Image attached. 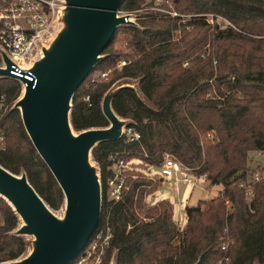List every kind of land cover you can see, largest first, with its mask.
I'll use <instances>...</instances> for the list:
<instances>
[{"label":"trees","instance_id":"1","mask_svg":"<svg viewBox=\"0 0 264 264\" xmlns=\"http://www.w3.org/2000/svg\"><path fill=\"white\" fill-rule=\"evenodd\" d=\"M172 1L189 18L173 17L170 0H162L159 13L146 10L155 7V0H125L120 11L135 14L136 26L117 30L104 60L73 98L77 132L109 126L101 102L119 80L137 81L146 100L132 88L121 89L113 109L132 121L128 127L140 139L104 142L92 152L103 198L96 232L109 228L112 233L101 264H110L113 256L116 264H224L225 259L228 264H264V179L254 182L257 172L247 167L250 152L264 153V0ZM122 62L126 65L120 67ZM108 70V80L91 83L95 73ZM20 94L17 81L0 79L5 138L0 165L14 174L26 172L40 197L59 211L63 192L13 108ZM207 133L215 140L204 155L200 135ZM166 155L222 187L218 197L186 208L182 231L173 221V204L155 201L164 180L150 172L162 166ZM119 160L127 166L125 175L136 171L138 179L129 191L124 181L122 197L114 202L108 199V183ZM138 165L146 169L139 171ZM244 184L254 187L250 203ZM18 226V217L0 197V264L28 250L25 238L11 234ZM177 237L179 248L173 246Z\"/></svg>","mask_w":264,"mask_h":264},{"label":"water","instance_id":"2","mask_svg":"<svg viewBox=\"0 0 264 264\" xmlns=\"http://www.w3.org/2000/svg\"><path fill=\"white\" fill-rule=\"evenodd\" d=\"M60 1L52 35L40 44L30 65L33 82L11 76L12 62L0 47V79L26 85L13 108L20 111L33 147L64 195L63 214L57 216L26 172L14 174L0 165V197L19 220L11 234L28 244L24 256L6 264H71L86 248L100 223L103 202L100 168L92 152L101 143L120 140L132 123L114 111L117 93L123 88L140 92L130 79L117 81L101 102L109 126L75 131L71 115L77 90L104 60L117 30L136 23L131 14L119 15L125 0ZM111 264H116L115 256Z\"/></svg>","mask_w":264,"mask_h":264},{"label":"built area","instance_id":"3","mask_svg":"<svg viewBox=\"0 0 264 264\" xmlns=\"http://www.w3.org/2000/svg\"><path fill=\"white\" fill-rule=\"evenodd\" d=\"M161 3L162 0H155V7L152 9L162 11L158 9V5ZM62 6L60 0H0V47L5 50L12 62L11 76L30 82L35 80L30 65L39 55L40 44L52 35ZM123 14L119 11V15ZM173 16L177 17L178 15ZM133 18L131 21L135 23L136 17L134 15ZM125 65L126 62H122L120 67ZM110 72L111 70L98 72L91 79V83L108 80ZM18 83L22 92L26 85L19 81ZM122 138L127 139L129 142H136L139 141L140 136L135 130L127 126L122 131ZM4 140V135L0 130V147L4 144ZM126 168L127 166L123 160L115 163L114 178L108 183L109 201L118 202L121 199ZM159 170V177L172 179L177 184L204 179V176L196 178L189 169H186L172 155L165 156ZM253 180L258 182L260 174L256 173ZM248 193L247 191L246 195ZM226 203L228 204V201ZM111 239L112 233L109 228H103L95 232L86 248L71 264H101L102 255L104 250L109 247ZM226 248L227 246H224L223 250H226ZM224 264H228V259H225Z\"/></svg>","mask_w":264,"mask_h":264},{"label":"rangeland","instance_id":"4","mask_svg":"<svg viewBox=\"0 0 264 264\" xmlns=\"http://www.w3.org/2000/svg\"><path fill=\"white\" fill-rule=\"evenodd\" d=\"M146 4H144L142 7H145ZM168 6L172 9L171 12H169L170 14L175 15H179L181 17L184 18H189V15L186 14H179L178 11L175 9L174 5H173V1L170 0V3L168 4ZM147 11H156V12H160V10H154V9H146ZM163 12V11H162ZM137 13V12H135ZM142 13H145V11L143 10V12L140 13V15ZM132 15V14H131ZM134 16L136 17V15L134 14ZM174 17V16H173ZM134 19V18H132ZM137 24V22H135ZM212 23V22H211ZM176 35L180 34V32L175 33ZM117 45V44H116ZM118 47H121L122 49H125V45L122 44H118ZM97 74V73H95ZM95 76V75H94ZM93 76V77H94ZM92 77V78H93ZM109 78V76H108ZM133 85H135L138 89V83L137 81L131 80L130 81ZM139 90V89H138ZM140 96L143 98V96L141 95V93L139 92ZM144 99V98H143ZM145 100V99H144ZM146 101V100H145ZM200 139H201V144L204 150V155H205V151L208 147L209 142H213L215 140V135L213 133H207V134H201L200 135ZM176 160H178L177 158H175ZM249 163L247 165V167L249 168V170L255 171L258 174H260V179H264V153L262 152H250L249 153ZM179 161V160H178ZM183 166L186 169H189L192 174L194 176H196V178H201L198 177L195 170L193 168H189L187 166H185L183 164ZM130 168V167H129ZM136 169H139V171H142L143 169H146L145 166L142 165H138L135 166ZM200 167H198L199 169ZM197 170V169H196ZM136 171L135 173H132L130 175H128V171L126 173V178H125V190H130V186L131 184L138 179V176L136 175ZM151 176H160V170L159 169H153L150 172ZM131 177V178H130ZM203 177V176H202ZM206 178L204 176L203 180H198V181H190L187 183H179L177 184L174 180L172 179H168V178H163L164 181H162L161 183H159V191L156 194V199L155 201H160V200H168L170 201L173 206H174V215H173V221L174 223L177 225V228L179 231H182L187 224V219H186V208L187 207H195L198 206V204L203 201V200H210L213 198H216L219 196V194L222 192V187L221 186H213L211 185L209 182L207 183L206 181H204ZM153 182H156L157 179H152ZM158 184V182H157ZM246 191L245 192H249L248 195H246V199L247 202L250 203L252 198H253V190L254 187L251 185L249 186V184H244ZM150 203H154V200H152V198H149ZM57 216H62L63 214V206L61 207V209L59 211H55ZM29 239V238H28ZM173 246L175 248H179L180 246V241H179V237L176 238V240L173 242ZM114 258V256L112 257V259ZM112 262V260H111ZM110 262V264H111ZM2 264H6V262L2 263Z\"/></svg>","mask_w":264,"mask_h":264}]
</instances>
